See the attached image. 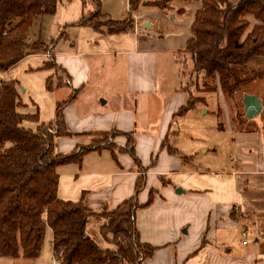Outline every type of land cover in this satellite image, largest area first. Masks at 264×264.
Here are the masks:
<instances>
[{"label": "crops", "instance_id": "obj_1", "mask_svg": "<svg viewBox=\"0 0 264 264\" xmlns=\"http://www.w3.org/2000/svg\"><path fill=\"white\" fill-rule=\"evenodd\" d=\"M202 5L203 0H172L166 10L143 5L127 33L80 26L81 46L69 45L63 53L47 46L41 56L50 59L58 80L52 92L65 87L69 93L50 104V124L56 129L60 109L68 133L54 138V153H77L92 136L115 133L112 150H91L80 163L57 166V198L81 202L94 213L112 212L134 196L143 176L138 202L144 205L151 192L153 200L137 209L135 226L140 241L155 250L141 264H264V133L237 130L247 138V154L258 157L254 167L238 160L240 166L212 174L199 171L195 152L176 143V126L188 113L178 112L190 94L178 66L189 56L186 43ZM28 42L25 58L35 46ZM88 91L94 95L85 97ZM219 104L224 109L221 99ZM127 135L139 165L128 152ZM251 231L253 244L245 240ZM51 240L50 232V245Z\"/></svg>", "mask_w": 264, "mask_h": 264}, {"label": "trees", "instance_id": "obj_2", "mask_svg": "<svg viewBox=\"0 0 264 264\" xmlns=\"http://www.w3.org/2000/svg\"><path fill=\"white\" fill-rule=\"evenodd\" d=\"M61 1L0 0V73L7 72L26 57L30 47L27 33L33 21L54 14ZM171 1L148 5L166 10ZM139 3L140 0H129V10L136 11ZM98 13L99 10L95 16ZM249 18L255 23L248 32ZM108 22L112 26L103 33L121 34L133 28V23ZM76 24L91 26L85 15ZM115 24L120 27H114ZM92 28L100 31L96 26ZM192 32L194 37L187 41L185 51L190 56L193 73L205 78L203 85L209 87L210 92H218V82L224 97L231 99L241 88L264 77V67H256L257 62L264 59V0H203ZM46 87L50 89L49 79ZM70 100L72 97L62 106ZM196 100L189 94L187 104L178 114L184 115L193 109L200 102ZM23 107L17 81H0V258L37 259L47 230L52 235V257L56 264H141L150 258L155 248L140 241L135 226L137 209L150 205L153 199L151 192L144 205L138 202L145 177L137 180L134 196L112 212L94 213L81 202L58 199L57 166L80 163L85 153L102 146L56 154L54 138L68 135L60 109L55 116L56 132L51 135L50 128L44 125L35 130L23 127L24 122L36 124L39 121L36 114L21 112ZM127 136L128 152L139 165L132 147L133 139ZM91 219L102 223L99 234L112 247L102 249L86 235Z\"/></svg>", "mask_w": 264, "mask_h": 264}, {"label": "rangeland", "instance_id": "obj_3", "mask_svg": "<svg viewBox=\"0 0 264 264\" xmlns=\"http://www.w3.org/2000/svg\"><path fill=\"white\" fill-rule=\"evenodd\" d=\"M153 1L158 0H140L139 8L131 12L129 10V0H72L70 2L62 0L57 5L54 14L43 15L35 19L27 33L28 41L29 39L34 41L35 45L33 49L29 50L30 56L14 65L4 75L0 74V81L10 79L17 81V90L25 106L24 109H21V112L35 114L36 110L39 109L38 123L24 122L23 127L35 130L38 126L44 124L50 128L51 135H53L56 129L50 124V121L54 118L53 115H50V104L53 107L56 100L65 99V91L67 95L69 94L65 87L61 88L63 89L61 91L59 89L60 92L57 94L52 92L58 80L56 79L57 71L55 75V68L51 65L50 59L41 56L47 46L52 47L54 45L56 53H63L69 45L73 48L81 46L82 38L85 36L83 34L84 30L80 29V26H77L75 22H78L84 15L90 22V27H98L101 33L106 32L108 27L112 26L108 21L133 23L134 26L137 11L143 5L149 7V2ZM97 10L100 13L95 16ZM69 20L72 21L69 22ZM249 20L251 21V27L248 32L251 31L255 23L252 18H249ZM114 27L120 26L115 24ZM64 37L68 39H64ZM181 60L178 66V70L180 69V82L189 91L193 99L200 102L203 100L205 103L199 102L194 109L189 110L187 115L180 120L176 129L180 128L181 133L176 143L187 147L186 150L189 152H195L194 165L199 171L212 174V172L230 170V168L240 166L238 160L254 167L258 157L256 153L247 154L244 147L248 144L247 138L245 134L241 135L237 130L264 133V77L241 88L235 97L225 98L221 93L218 82H216L218 92H210L209 87L203 85L205 78L202 75L196 77L192 71V64L188 55L185 60L183 58ZM257 65L256 67L262 69L264 59L259 60ZM253 68L254 66L249 69ZM182 73H184V77ZM48 79L52 86L51 89L46 87ZM245 93L246 95L248 93L257 94L263 99L262 112L252 120L246 118L243 107L242 99ZM93 95L91 91H88L84 96ZM219 96H221L220 99L224 109L220 108ZM218 113H220V116H218ZM225 121L229 122L233 130L236 131H231L229 126L226 127ZM219 124H221L220 128ZM114 138L115 133H107L102 136L94 135L91 142L84 148L92 145L114 146ZM251 149L256 151L254 148ZM233 161L235 163L232 165L231 162ZM101 224L100 221L91 219L88 223L87 235L100 248H110L112 245L106 244L99 234ZM245 240L253 244L254 235L252 231ZM0 264H54L52 261L50 232L47 231L46 233L37 259L0 258Z\"/></svg>", "mask_w": 264, "mask_h": 264}, {"label": "water", "instance_id": "obj_4", "mask_svg": "<svg viewBox=\"0 0 264 264\" xmlns=\"http://www.w3.org/2000/svg\"><path fill=\"white\" fill-rule=\"evenodd\" d=\"M243 105L246 113V118L249 120L257 117L263 110V102L256 95H245ZM176 192L180 194L182 191L178 189Z\"/></svg>", "mask_w": 264, "mask_h": 264}, {"label": "built area", "instance_id": "obj_5", "mask_svg": "<svg viewBox=\"0 0 264 264\" xmlns=\"http://www.w3.org/2000/svg\"><path fill=\"white\" fill-rule=\"evenodd\" d=\"M48 132L52 133L50 129H48ZM244 236H246V233H244ZM243 244H247V241H244ZM56 264V262H55Z\"/></svg>", "mask_w": 264, "mask_h": 264}]
</instances>
